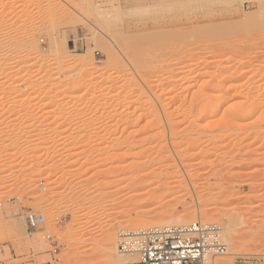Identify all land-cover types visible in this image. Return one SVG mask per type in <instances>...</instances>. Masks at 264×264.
<instances>
[{"label": "rangeland", "instance_id": "obj_1", "mask_svg": "<svg viewBox=\"0 0 264 264\" xmlns=\"http://www.w3.org/2000/svg\"><path fill=\"white\" fill-rule=\"evenodd\" d=\"M0 24V62L15 64L0 73V264H104L109 229L197 212L223 238L222 216L242 222L238 254L219 259L264 264L261 111L175 108L207 79L264 90V0H0ZM79 64L90 85L60 83Z\"/></svg>", "mask_w": 264, "mask_h": 264}, {"label": "bare ground", "instance_id": "obj_2", "mask_svg": "<svg viewBox=\"0 0 264 264\" xmlns=\"http://www.w3.org/2000/svg\"><path fill=\"white\" fill-rule=\"evenodd\" d=\"M48 4V2L46 3ZM55 6V5H54ZM3 15H8L10 13V11H8L7 9L3 10L2 11ZM2 24V23H1ZM1 24H0V27H1ZM82 26L83 28H92L90 31H93L92 32V36L93 38H97L99 37L101 34H100V29L99 28H94L92 26H94L92 23L88 22V20H84L83 23H82ZM2 28H6V25L5 24H2ZM5 38L3 35H0V44H3L5 42ZM8 41V40H7ZM55 45V44H54ZM198 47H201V46H198ZM229 48V47H228ZM227 47L222 51L226 57H227V54H229L231 52L230 49H228ZM22 51H26L28 53H31L32 55H38L40 53V48H39V45L37 42L35 41H31V44H29V46L27 48H23ZM113 52V51H112ZM7 51L6 49L5 50H2L0 51V57L1 59L4 58L6 55H7ZM27 53V54H28ZM117 53V52H116ZM222 53V54H223ZM84 53H77L76 54V57H75V60L76 61H80L81 59H85L86 57H88L87 54H84ZM112 54V53H111ZM224 54L222 56H224ZM86 55V56H85ZM116 55V58H117V54ZM213 55V53H212ZM211 55V56H212ZM85 58H84V57ZM91 56V54L89 55ZM63 57L65 58L66 56L63 55ZM115 57V56H114ZM119 57V56H118ZM225 57V56H224ZM67 58V57H66ZM91 58V57H90ZM112 58V57H111ZM0 59V60H1ZM68 59V58H67ZM114 59V58H113ZM118 59V58H117ZM228 59V58H226ZM116 60V59H115ZM171 60V59H170ZM60 61V60H59ZM63 61V60H62ZM66 61V59H65ZM118 61V60H117ZM123 61V60H122ZM121 61V62H122ZM222 61V60H221ZM226 61H229V60H226ZM233 62V61H232ZM236 64L239 62L238 60L235 61ZM59 63V62H57ZM60 63H63L60 61ZM118 63V62H116ZM120 63V62H119ZM227 64V63H226ZM17 66V64H16ZM15 67V64L14 63H3V62H0V73H2L1 71L2 70H5V69H10V68H14ZM85 67V66H83ZM82 65H74L73 67H69V70L67 71L68 73V76L65 78V75L64 77L61 78V82L60 83H64V85H68L72 86L73 87H76L77 89L80 88L83 84V86L86 87V83L89 84V82H86L85 84L82 82L84 80L81 81V79H83V77L79 80H75V76H79V73H83L85 72L86 74H88L87 71L89 70H92L94 69V67L90 66L88 67H85L83 68ZM229 67V66H228ZM71 68V69H70ZM137 68V67H136ZM96 69V68H95ZM226 70V69H225ZM223 71V70H222ZM90 72V71H89ZM227 72V71H226ZM84 73V74H85ZM94 73V72H93ZM105 72H100L98 73V75L100 76L101 74H103ZM110 74V72H107ZM106 73V75H107ZM220 73V71H219ZM223 73V72H222ZM78 74V75H77ZM83 74V75H84ZM97 75V76H98ZM104 75V74H103ZM201 75L200 73H197L195 76H199ZM70 76H74L73 78H71ZM85 76V75H84ZM93 76V75H92ZM94 76H95V73H94ZM105 76V75H104ZM222 76V75H221ZM224 76V75H223ZM109 77V76H108ZM225 77V76H224ZM233 78V75L231 76ZM240 77V76H238ZM78 78V77H77ZM86 78V77H85ZM98 78V77H97ZM218 78H220V75L218 76ZM227 78V76H226ZM230 78V76H229ZM234 79V78H233ZM217 81L215 83H213L211 80H206V81H199V83L201 82L203 84H201V86L199 85L198 88L200 87V89L195 90V91H192L191 94H190V97L188 99H186L187 97H185V101L186 103H181L179 104L180 106H177L175 107L178 112H179V115L182 116V117H185L187 118L186 116H188V114H194V116L196 115L198 117V119L200 120L201 118H205L206 116H211V115H214L217 110L219 108H223V110L225 111V108H227V110L232 111V113L234 112V115L236 118H240V116H248V115H251L253 116V114L259 112L258 110H260L261 112H259L260 114L257 116L256 120L254 122H251L252 124H256V122L258 123L259 121V124L260 122H263L264 123V90L261 91L259 90L258 91V88L261 86H252V87H247L246 89H241V90H238L237 86L234 85L233 88L234 89V92H231V90L229 89H224V87H226V85H224V78L223 79H216ZM232 80V79H231ZM251 80V79H250ZM60 81V80H59ZM87 81V80H86ZM89 81V80H88ZM59 83V84H60ZM91 83V82H90ZM245 83V82H244ZM90 85V84H89ZM242 85V84H241ZM50 86V85H49ZM82 86V87H83ZM243 86V85H242ZM245 86V85H244ZM248 86V85H247ZM66 87V86H65ZM81 87V88H82ZM84 87V88H85ZM90 87V86H89ZM108 87V86H107ZM202 87V88H201ZM229 87V86H228ZM227 87V88H228ZM231 87V86H230ZM229 87V88H230ZM240 87V86H239ZM258 87V88H257ZM262 87V86H261ZM260 87V88H261ZM75 88V89H76ZM245 88V87H244ZM256 88V89H255ZM46 89V88H45ZM74 89V88H73ZM240 89V88H239ZM49 90V88H48ZM52 90V89H51ZM105 90V89H104ZM47 89H46V93H47ZM232 93V94H231ZM50 94V93H48ZM173 97L175 98L176 96L173 95ZM171 97V101H174L172 100ZM61 99V98H60ZM169 104V103H168ZM174 108V109H175ZM96 109V108H95ZM150 113L154 114L153 116L154 117H158L157 116V109L156 108H146ZM172 109V110H174ZM90 111V110H89ZM92 111V110H91ZM98 111V110H97ZM96 112V111H95ZM174 113V111H171ZM227 112V111H226ZM255 112V113H254ZM177 113V111H176ZM224 112H222L223 114ZM76 114V113H75ZM82 115V114H81ZM84 115V114H83ZM82 115V116H83ZM175 115V114H174ZM178 113L176 114V117L177 118L178 116ZM225 115V114H224ZM168 116V115H167ZM170 116V115H169ZM173 116V115H172ZM193 116V117H194ZM195 116V117H196ZM222 116V115H221ZM77 117V116H76ZM182 117L180 119H182ZM192 117V120L194 119ZM230 117V116H229ZM178 118V119H179ZM222 118V117H221ZM220 118V119H221ZM233 119V117H230V119ZM235 118V119H236ZM156 119V118H155ZM159 119V118H157ZM167 119V118H166ZM171 121L168 123L169 125L171 124H175V122L177 120H175L174 122V119L171 117L169 118ZM168 119V120H169ZM179 119V120H180ZM197 119V118H196ZM223 119V118H222ZM167 120V122H168ZM173 120V121H172ZM183 120V119H182ZM218 123H219V119H217ZM79 121V120H77ZM82 121V118L80 120V122ZM84 121V120H83ZM202 121V120H200ZM216 121V120H215ZM229 121V120H228ZM227 121V122H228ZM166 122V123H167ZM210 122H212L210 120ZM221 122V120H220ZM88 123H93L92 122H88ZM98 123V122H97ZM177 123V122H176ZM198 123V122H197ZM207 123V122H206ZM250 123V124H251ZM262 123V124H263ZM90 124V125H91ZM95 124L96 126V123H93V125ZM251 124V125H252ZM98 125V124H97ZM168 125V126H169ZM196 125V124H195ZM218 125V124H217ZM257 125V124H256ZM92 126V125H91ZM258 126V125H257ZM94 127V126H93ZM172 127V126H171ZM154 146V145H153ZM147 149V148H146ZM145 149V151H146ZM165 149V147H164ZM143 151V150H142ZM152 151V150H151ZM144 152V151H143ZM142 152V153H143ZM148 153L150 151H147ZM153 152V151H152ZM145 153V152H144ZM201 210V209H200ZM199 211V210H198ZM202 211H206V209L202 210ZM174 212V211H173ZM205 212V213H206ZM170 214H173L172 212H170ZM196 214V213H195ZM195 218H199V219H202L203 217H205V214L204 216L202 217L200 215L199 212H197L196 215H194ZM193 216V217H194ZM207 216V214H206ZM187 217V214L186 213H180L178 215H175V217L173 216L172 219L170 220H166L164 222H153V224H157V225H160V224H163V226H166V225H176V223H180V222H183L184 219ZM223 218L222 219V224H223V227H224V240L226 242V245H228L229 247V250L227 252H225V256H234V255H237L238 252L235 250V243L240 240L241 242L245 241L246 238L245 237H241V236H237L235 235V228L237 226H239L242 222L240 221V219L236 216H230V215H224L222 216ZM191 218V217H190ZM142 225H137V228H141ZM151 227V226H150ZM255 229V228H253ZM252 229V230H253ZM110 230V229H109ZM109 230L107 231V233L105 232L103 238H102V250H103V257H104V264H123L125 263L128 259H130V256L129 255H126V254H122V253H119L117 251H115V244H116V239L114 238L115 236L109 232ZM113 230V229H112ZM256 230V229H255ZM251 235H254V232L251 233ZM241 237V238H240ZM258 238V237H257ZM217 259L214 260V264H230L229 262H225L223 259H219L220 257H216ZM224 261V262H223ZM228 261V260H227Z\"/></svg>", "mask_w": 264, "mask_h": 264}, {"label": "built area", "instance_id": "obj_3", "mask_svg": "<svg viewBox=\"0 0 264 264\" xmlns=\"http://www.w3.org/2000/svg\"><path fill=\"white\" fill-rule=\"evenodd\" d=\"M31 219L35 225L36 219ZM115 246L117 252L130 256L123 264H214L215 258L227 250L221 226L200 219L120 229Z\"/></svg>", "mask_w": 264, "mask_h": 264}]
</instances>
